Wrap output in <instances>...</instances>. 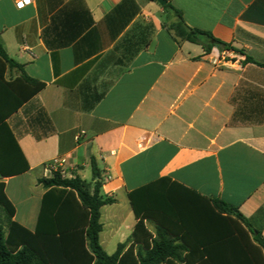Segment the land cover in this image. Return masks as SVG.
Wrapping results in <instances>:
<instances>
[{
	"label": "crops",
	"instance_id": "1",
	"mask_svg": "<svg viewBox=\"0 0 264 264\" xmlns=\"http://www.w3.org/2000/svg\"><path fill=\"white\" fill-rule=\"evenodd\" d=\"M18 1L0 0V41L46 86L7 120L30 165L0 176L14 221L36 229L48 161L64 157L70 177L91 182L94 158L102 193L115 201L101 208L102 247L132 238L130 194L153 183L179 194L162 200L175 218L161 227L176 243L208 232L196 194L238 207L264 237V0H166L221 43L209 53L177 43L154 0H84L93 28L51 49L44 30L71 0ZM20 74L8 70L7 79ZM97 94L104 96L86 110ZM145 224L155 232V222Z\"/></svg>",
	"mask_w": 264,
	"mask_h": 264
},
{
	"label": "trees",
	"instance_id": "2",
	"mask_svg": "<svg viewBox=\"0 0 264 264\" xmlns=\"http://www.w3.org/2000/svg\"><path fill=\"white\" fill-rule=\"evenodd\" d=\"M163 9L164 26L175 33L177 43L201 45L206 53L221 44L211 34L189 27L181 11L170 3ZM93 26L94 20L84 0H71L52 18L51 25L44 30V39L51 49L71 46ZM73 29L74 34H67ZM247 61L254 63L251 58ZM14 69L21 72L20 76L8 80V70ZM45 86L30 78L23 66L10 58L0 41V176L3 179L30 170L7 120ZM103 96L97 94L93 105L86 110H91ZM91 169V182L77 175L62 177L58 173L39 180L46 192L34 231L13 220L15 209L6 195L5 182L0 180V206L7 227L6 234L0 226V264H264L262 232L253 227L238 207L195 192L192 193L201 199L197 202V215L208 222V232L200 231L197 239L183 235L182 242L176 243L175 237L161 227L164 219L175 218L173 208L165 206L162 200L174 199L179 194L173 189L160 190L157 183L130 194L138 223L132 238L108 254L100 244L101 208L115 201L102 193V172L94 158ZM145 220L156 223L155 233L148 229ZM185 230L190 231L188 227ZM205 232L207 238H201Z\"/></svg>",
	"mask_w": 264,
	"mask_h": 264
},
{
	"label": "built area",
	"instance_id": "3",
	"mask_svg": "<svg viewBox=\"0 0 264 264\" xmlns=\"http://www.w3.org/2000/svg\"><path fill=\"white\" fill-rule=\"evenodd\" d=\"M31 3V0H19L16 3V6L18 8H23L26 5H29ZM214 64L218 63V60L213 61ZM81 136L76 135V139H79ZM68 161L64 157H56L51 159L45 164V174L46 177H52L54 174L58 173L62 177H70L68 175V167H67ZM109 178V177H107Z\"/></svg>",
	"mask_w": 264,
	"mask_h": 264
},
{
	"label": "rangeland",
	"instance_id": "4",
	"mask_svg": "<svg viewBox=\"0 0 264 264\" xmlns=\"http://www.w3.org/2000/svg\"><path fill=\"white\" fill-rule=\"evenodd\" d=\"M87 180L91 181V177H89V179ZM0 226L2 227L3 231L7 234L5 212L1 206H0ZM103 248L108 254H113L116 251L117 243L115 241L113 243H104Z\"/></svg>",
	"mask_w": 264,
	"mask_h": 264
},
{
	"label": "water",
	"instance_id": "5",
	"mask_svg": "<svg viewBox=\"0 0 264 264\" xmlns=\"http://www.w3.org/2000/svg\"><path fill=\"white\" fill-rule=\"evenodd\" d=\"M162 7H164L167 4L166 0H156Z\"/></svg>",
	"mask_w": 264,
	"mask_h": 264
}]
</instances>
